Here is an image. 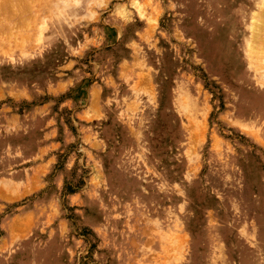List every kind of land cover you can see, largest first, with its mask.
I'll use <instances>...</instances> for the list:
<instances>
[{
	"label": "rangeland",
	"instance_id": "rangeland-1",
	"mask_svg": "<svg viewBox=\"0 0 264 264\" xmlns=\"http://www.w3.org/2000/svg\"><path fill=\"white\" fill-rule=\"evenodd\" d=\"M0 27V264H264V0H0Z\"/></svg>",
	"mask_w": 264,
	"mask_h": 264
},
{
	"label": "bare ground",
	"instance_id": "bare-ground-1",
	"mask_svg": "<svg viewBox=\"0 0 264 264\" xmlns=\"http://www.w3.org/2000/svg\"><path fill=\"white\" fill-rule=\"evenodd\" d=\"M247 16H248V15H247ZM247 16H245V17H247ZM245 17H244V18H242V20H245ZM261 18H262V17H261ZM251 19L254 21V19H255V18H251V15H250V19L248 18V21H249V23H251V22H252V20H251ZM259 20H261V19H259ZM248 21H245V22H248ZM249 23H248V24H249ZM3 27H4V26H3ZM0 28H1V27H0ZM250 28H251V27H250ZM248 29H249V28H248ZM2 30H3V29H2ZM249 30H250V29H249ZM253 31H254V30H253ZM252 33H253V32H252ZM246 40H247V39H246ZM245 42H247V41H245ZM12 44H13V43H12Z\"/></svg>",
	"mask_w": 264,
	"mask_h": 264
}]
</instances>
